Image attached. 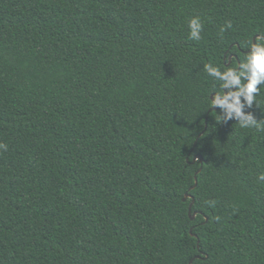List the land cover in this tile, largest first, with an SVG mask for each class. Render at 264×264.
<instances>
[{
  "label": "trees",
  "instance_id": "trees-1",
  "mask_svg": "<svg viewBox=\"0 0 264 264\" xmlns=\"http://www.w3.org/2000/svg\"><path fill=\"white\" fill-rule=\"evenodd\" d=\"M257 32L264 0H0V264H264V132L204 71Z\"/></svg>",
  "mask_w": 264,
  "mask_h": 264
},
{
  "label": "clouds",
  "instance_id": "clouds-1",
  "mask_svg": "<svg viewBox=\"0 0 264 264\" xmlns=\"http://www.w3.org/2000/svg\"><path fill=\"white\" fill-rule=\"evenodd\" d=\"M188 27L190 39L195 41L202 39L203 25L199 17L191 18ZM231 27L232 24L229 22L221 32ZM233 58L224 54V70L211 62L204 65L207 75L219 82V91L214 92V97L210 96L209 100L214 108L219 107L222 110L221 122L236 119L241 128H256L264 132V123L257 120L252 113L244 111L245 105L251 107L264 87V32H257L249 40L248 51L243 59H239L238 67H232ZM227 64L230 66H226ZM0 151H7V145L0 143ZM257 181L264 183V173L258 175Z\"/></svg>",
  "mask_w": 264,
  "mask_h": 264
},
{
  "label": "water",
  "instance_id": "water-1",
  "mask_svg": "<svg viewBox=\"0 0 264 264\" xmlns=\"http://www.w3.org/2000/svg\"><path fill=\"white\" fill-rule=\"evenodd\" d=\"M255 39V38H254ZM230 57H233V55H231ZM212 97H214V95H212ZM219 107H213L211 110H217ZM211 110H210V112H211ZM206 128H207V126H206ZM202 134V133H201ZM201 136V135H200ZM200 137H198V139H199ZM198 139H197V141H198ZM197 141H196V143H195V146H196V144H197ZM200 161L201 162V164H203L204 162H205V159L203 158V156L201 155V154H197V155H195V157H194V162H196V161ZM202 169H203V165H201V168L196 172V175H195V181H196V183H195V185L194 186H192L191 188H190V190H192V189H194V188H196V186H197V184H198V174L202 171ZM188 198H192V202L190 203V206H189V209H190V216H191V219H194L195 217H196V215H197V212H194V213H192V206L194 205V203H195V198H194V196L192 195V194H190L189 192H187L186 193V195H185V197L183 198V200L184 201H186Z\"/></svg>",
  "mask_w": 264,
  "mask_h": 264
}]
</instances>
